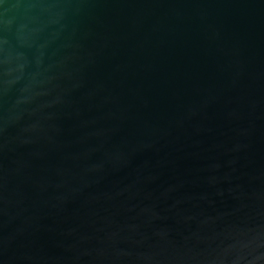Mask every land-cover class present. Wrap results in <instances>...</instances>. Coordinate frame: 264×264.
Masks as SVG:
<instances>
[{
  "label": "water",
  "instance_id": "obj_1",
  "mask_svg": "<svg viewBox=\"0 0 264 264\" xmlns=\"http://www.w3.org/2000/svg\"><path fill=\"white\" fill-rule=\"evenodd\" d=\"M0 264H264V0H0Z\"/></svg>",
  "mask_w": 264,
  "mask_h": 264
}]
</instances>
